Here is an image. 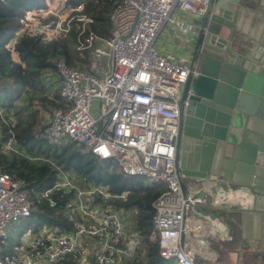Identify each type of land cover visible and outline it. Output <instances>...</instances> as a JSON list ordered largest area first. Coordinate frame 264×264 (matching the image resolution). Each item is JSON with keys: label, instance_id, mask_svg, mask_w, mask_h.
I'll use <instances>...</instances> for the list:
<instances>
[{"label": "built area", "instance_id": "1", "mask_svg": "<svg viewBox=\"0 0 264 264\" xmlns=\"http://www.w3.org/2000/svg\"><path fill=\"white\" fill-rule=\"evenodd\" d=\"M90 2L98 4V0ZM209 2L114 0L108 38L96 34L93 19L82 13L81 5L70 9L74 13L68 19L47 7L23 14L7 48L12 50L24 38L43 43L63 40L74 27V50L87 61L80 67L68 66L63 59L49 60L40 84L55 98L56 106L36 132L53 145L75 144L98 162H115L122 177L147 178L148 186L163 191L152 203L147 242L136 230L134 212L115 205L126 194L118 197L101 186L79 187L66 172L59 173L52 187L38 190L0 168V244L14 246L12 252L0 250V264H125L144 261L148 243L158 246L163 261L198 264L197 256L211 258L207 237L227 239L229 228L214 214L202 211L244 209L251 195L220 180L182 174L178 154L186 103L181 104V96L192 71L183 58L155 49L164 27L185 35L193 21L200 22ZM98 59H105V64ZM14 61L20 63L16 56ZM13 119L0 106V153L4 155L18 154ZM31 161L48 163L41 156ZM55 194L64 201L62 217L56 218L57 210L54 217L39 218L44 227L9 245L8 226L42 213L40 201L56 209Z\"/></svg>", "mask_w": 264, "mask_h": 264}, {"label": "trees", "instance_id": "2", "mask_svg": "<svg viewBox=\"0 0 264 264\" xmlns=\"http://www.w3.org/2000/svg\"><path fill=\"white\" fill-rule=\"evenodd\" d=\"M114 0H98V4L84 0H67L65 7L75 9L83 4V14L93 19L92 29L102 38L111 35L112 24L109 20V12ZM32 8H46L41 0H4L0 2V97L2 92H13L12 86L21 88L19 108H14V101L7 98L3 101L2 108L8 115L22 120L17 126L15 133L16 147L27 153L36 151L48 160L47 164L32 165L27 159L18 157V154L0 153V168L13 179L28 183L29 188L46 190L58 181L61 172H69L76 179L79 187L101 186L107 187L115 196L126 194L124 200H115L117 208L132 210L134 212V223L136 230L148 242L151 218L153 216L152 203L162 193V189L145 185L144 182H134L129 185V179H123L120 174H109L113 167L101 165L95 168L98 161L90 159L82 163L80 151L73 150L72 144L55 146L42 139L40 134L32 131L33 125L38 117L40 105L45 99H40L45 93L40 84L41 74L50 68V59H63L68 66L86 65L74 50L76 37L74 27L68 38L48 43L40 39H19L13 45V49L6 48V42L20 28V19L23 14ZM74 13V12H73ZM71 13V15H73ZM14 56L20 63L14 61ZM58 98V96H56ZM26 116V117H23ZM24 119V120H23ZM22 128H19L21 127ZM19 129V130H18ZM7 131L4 128L3 133ZM38 135V139L35 136ZM34 144V145H33ZM19 150V151H20ZM18 151V152H19ZM103 164V163H101ZM58 168L60 171H57ZM116 169V168H115ZM123 179V180H122ZM138 179V178H137ZM57 201L59 194L52 196ZM64 201H58L57 208H49L44 201L37 203L42 213H35L38 218L54 217L55 211H59L56 218L62 217V206ZM144 261L134 260L125 264H163L158 257V246L148 243Z\"/></svg>", "mask_w": 264, "mask_h": 264}, {"label": "water", "instance_id": "3", "mask_svg": "<svg viewBox=\"0 0 264 264\" xmlns=\"http://www.w3.org/2000/svg\"><path fill=\"white\" fill-rule=\"evenodd\" d=\"M244 11L242 0H210L198 24L189 62L192 74L181 96L189 111L180 131L178 154V166L185 176L225 182V164L236 163L250 181L264 170V134L252 132L247 145L243 138L236 144L229 142L237 116L245 125L247 104L264 98V77L249 67L250 56H239L234 50V20Z\"/></svg>", "mask_w": 264, "mask_h": 264}, {"label": "crops", "instance_id": "4", "mask_svg": "<svg viewBox=\"0 0 264 264\" xmlns=\"http://www.w3.org/2000/svg\"><path fill=\"white\" fill-rule=\"evenodd\" d=\"M242 6L245 11L237 14L233 24L236 30L233 32L236 42L234 50L240 53L239 56L243 54L250 56L249 67L256 72V75L264 77V0H242ZM177 17L186 18L187 16L177 15ZM193 24L185 35L179 34L170 27H164L155 42V49L161 54L169 53L190 62L199 22L193 21ZM247 111L248 121L245 125L241 123L240 116L235 119L236 122L232 126L235 133H232L229 138L231 144H236L243 138V143L247 145L250 143L252 132L264 134V98H256L253 102H249ZM255 113L259 118L254 115ZM254 136L259 138L257 135ZM227 148L229 152L231 146ZM263 155L262 158H264ZM225 158L230 159L228 153ZM231 164H225L224 178L233 187L247 189L251 195V202L244 209L239 207L218 211L206 209V212L214 214L229 228V234L227 239L223 240L207 237L209 246L207 252L211 258L206 260L203 257L205 259L203 263L264 264V170L260 176L253 177L249 181L237 168L236 163ZM256 167L261 166L257 163ZM220 182L222 185L226 184L221 180ZM249 183L251 186L248 188L246 184Z\"/></svg>", "mask_w": 264, "mask_h": 264}, {"label": "rangeland", "instance_id": "5", "mask_svg": "<svg viewBox=\"0 0 264 264\" xmlns=\"http://www.w3.org/2000/svg\"><path fill=\"white\" fill-rule=\"evenodd\" d=\"M66 1L67 0H44L43 2L45 3L47 9L50 12H52V13H54L56 15L61 16L62 19H68L69 18V15H71V13H70V9H68V8L65 7ZM84 1L85 2H87V1L90 2V0H84ZM85 2L83 4H81V6L83 7V9H84ZM36 9L37 8H32L31 10H36ZM42 21H46V19H43ZM12 39L11 40H8L6 42V45L7 46L12 42ZM36 39H38V38H34V40H36ZM97 62H100L101 64H105V59H98ZM76 66H80L81 67V65H76ZM12 88H13V92L11 94L8 91L2 92V95L0 97V105L2 106L3 101H6L7 98H11L14 101V108L16 109V108H19V100H18V97H20L21 88H15L14 86H12ZM49 96L52 97V95H49ZM49 96L45 92V93L42 94V97L40 98V99H45L46 101L42 102V105H40L38 117H37V119H36V121H35V123L33 125V128H32L33 130L32 131H34L35 133H37L36 132V127L43 126L46 123V121L50 117L51 111L56 106L55 98L51 99ZM23 117H26V116H23ZM13 118H14L13 119V131H14V134H15L16 131H17L16 128H17V126L20 124V122L22 120L18 119L17 117H13ZM19 128H22V126L19 127ZM7 136L8 135H6V133H5L4 134V138H6ZM38 137L39 136L36 135L34 140H37ZM46 142L49 143V144H53L51 141H49V142L46 141ZM54 145L55 146H64L61 143H59L58 145H56V144H54ZM72 148H73V150H75L77 152H79L81 149H84L82 147L77 148V146L75 144H72ZM20 149L21 148L19 147L17 150L19 151ZM39 156L43 157L42 155H38V153L36 151H33L30 154L27 153L25 150H23V151L20 150L18 152V157L27 159L28 162L30 164H32V165H40L41 164V163H38V162H32L31 161L32 158L39 157ZM91 158L92 157L89 154L82 156V163L87 162ZM47 162H48V160H47ZM101 163H103V164H101ZM101 165H103V166H109L110 169H111V167L114 168L115 162H111V163L110 162H99V163H96L95 168H98ZM66 173H68V175L70 177L74 178L71 173H69V172H66ZM109 174L110 175L111 174H119V170L118 169H115V168L114 169H111L109 171ZM122 178L125 179V177H122ZM128 179H129V182H128L129 185H132L134 182H144L145 185H148L149 184L147 178H138V179L137 178H128ZM202 212L203 213H206V211H202ZM40 226L44 227L45 226V223H43V221L41 219H39L36 215H33L30 218L22 219V220H19L18 222H15V223L10 224L8 226V229H7V235H8V238H9L8 241H7V243L9 245H17V244H19L22 241V239H23V237L25 235H28L30 232L34 231L35 229L39 228ZM13 247L7 248L6 245L0 244V250L3 253H6L8 251L12 252L13 251ZM203 260H205V259L203 257H201V256H197L196 257V263H198V264H205V263H203ZM163 264H175V263L173 261H163Z\"/></svg>", "mask_w": 264, "mask_h": 264}, {"label": "flooded vegetation", "instance_id": "6", "mask_svg": "<svg viewBox=\"0 0 264 264\" xmlns=\"http://www.w3.org/2000/svg\"><path fill=\"white\" fill-rule=\"evenodd\" d=\"M182 99V98H181ZM186 102H185V100H183L182 99V105H184ZM186 106H187V104H186ZM189 111H188V109H187V111H186V109H185V112H184V114L181 116L182 118H181V128H182V125H183V121H184V119H185V117L189 114L188 113Z\"/></svg>", "mask_w": 264, "mask_h": 264}, {"label": "clouds", "instance_id": "7", "mask_svg": "<svg viewBox=\"0 0 264 264\" xmlns=\"http://www.w3.org/2000/svg\"><path fill=\"white\" fill-rule=\"evenodd\" d=\"M29 11V10H28ZM15 34V33H14ZM14 37V35L9 39V40H11L12 38ZM11 44V43H10ZM6 48H7V45H6ZM7 49H9V48H7Z\"/></svg>", "mask_w": 264, "mask_h": 264}]
</instances>
